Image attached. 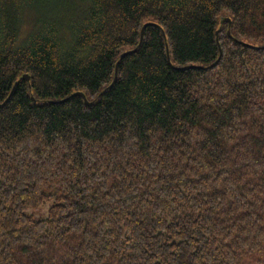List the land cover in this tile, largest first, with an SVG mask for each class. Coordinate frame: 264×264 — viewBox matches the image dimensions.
Returning a JSON list of instances; mask_svg holds the SVG:
<instances>
[{"label": "trees", "instance_id": "obj_1", "mask_svg": "<svg viewBox=\"0 0 264 264\" xmlns=\"http://www.w3.org/2000/svg\"><path fill=\"white\" fill-rule=\"evenodd\" d=\"M10 95L0 264H264V0H0Z\"/></svg>", "mask_w": 264, "mask_h": 264}, {"label": "water", "instance_id": "obj_2", "mask_svg": "<svg viewBox=\"0 0 264 264\" xmlns=\"http://www.w3.org/2000/svg\"><path fill=\"white\" fill-rule=\"evenodd\" d=\"M225 21L226 22H228V23H231V20L230 19H225ZM145 28H146V25L142 28V32H141V42L143 41V39H144V31H145ZM228 34H229V36H231V32L230 31H228ZM128 53V52H127ZM127 53H125V54H123L122 56H121V59H123L124 58V56L127 54ZM169 54V53H168ZM221 57H222V51H221V56H220V59H221ZM219 59V60H220ZM218 62H216L215 64H213L211 67H214V66H216V64H217ZM119 62L117 63V65H116V73H115V79H114V82H113V84L111 85V87L116 83V81H117V78H118V71H119ZM192 66H188V67H185V68H182V69H189V68H191ZM22 80H26V81H30V76L29 75H24V76H22V78H21ZM14 89H15V87H14ZM14 89H13V91H14ZM13 91H12V93H13ZM75 96H79V97H81L83 100H84V102H85V104H87V105H91L92 103H90L89 101H88V99H87V97H86V95L83 93V92H76V93H74V94H72L71 95V97H75ZM10 97H11V95L9 96V98L3 103V104H0V108H2V107H4L5 106V104L9 101V99H10ZM33 99V101L35 100L34 98H32ZM65 101V100H64Z\"/></svg>", "mask_w": 264, "mask_h": 264}, {"label": "rangeland", "instance_id": "obj_3", "mask_svg": "<svg viewBox=\"0 0 264 264\" xmlns=\"http://www.w3.org/2000/svg\"><path fill=\"white\" fill-rule=\"evenodd\" d=\"M49 206L50 205H46L44 208H42L38 212L33 213V215H35V217L37 219H43V218H45L47 216L48 211H49Z\"/></svg>", "mask_w": 264, "mask_h": 264}]
</instances>
